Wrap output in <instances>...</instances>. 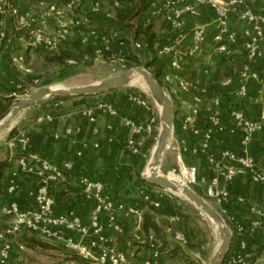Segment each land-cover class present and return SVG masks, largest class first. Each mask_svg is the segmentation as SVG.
<instances>
[{
	"label": "crops",
	"instance_id": "0c3cea01",
	"mask_svg": "<svg viewBox=\"0 0 264 264\" xmlns=\"http://www.w3.org/2000/svg\"><path fill=\"white\" fill-rule=\"evenodd\" d=\"M5 1L9 4L11 3L20 14H24L25 16L24 22L14 17V22L18 27L22 28V30L21 34L16 36L13 40L10 62L18 66H21L19 59L23 58L22 53L27 49L26 46H31V44L27 43L23 38L24 34L28 33L31 35V30L34 29L33 27L39 26L37 21H40L42 16L40 17L35 13L40 8H45L46 6L49 16L48 20L53 26V34L58 38L59 46H64L60 43V39L62 38H66V42H71L76 39L79 43H83L82 38L87 37L90 41L89 45L94 48L95 53H97L99 48H103L101 36L99 35L109 32H103V30L99 28V30H96L94 24H98V22L103 24L110 22V25H112V23L115 22L114 25H116V28H122V30L117 33L118 37L121 36L123 40L126 39L130 42L128 41L129 44L119 42L117 45H112L111 43L108 52L113 50L125 55L129 53L128 47H130L132 52L138 51L139 56L136 54L135 56H138V59L140 58L139 60H152L149 66L150 69H154L158 66L162 67L160 79L164 85L163 89L170 91L171 101L175 109L173 116V132L168 142L171 140L173 148L179 150L184 156L189 158V162L196 167L198 177L204 176L210 178L219 169L208 161L205 152L199 150L194 153L192 150L197 146L199 141V137L191 133L193 123L197 117L192 114V109L195 106L193 99L194 92L182 91L178 88L175 81L168 82L165 80V74H167L168 71L171 72V74L175 73V71L169 67L170 56L159 50L158 43L154 44V52L146 50L142 43V34L137 31L134 20L124 23L118 17V19L115 17L113 19L110 13H106L105 15L99 14L97 11L91 10L92 1L87 5L85 3L87 0H85L83 5L74 11L88 10V15L93 18L90 23L92 22L93 25L88 23L86 27L83 16L78 13L74 15L73 11L71 14L76 17L78 24L72 29L70 34L59 38L57 34L60 23L56 15L49 11L48 5L45 3L39 5L37 0ZM114 1L119 2V7L114 6ZM50 2L56 4V8L59 12V9L63 8L64 0H49V3ZM100 2L104 4V7L107 5H110L112 8L114 7L115 9H113L117 10L116 14L132 10L135 7L134 0H130L128 9L123 7L119 0H100ZM3 4L4 3H0V5H2V9L0 8V30L4 33V13L5 9H8V6ZM103 10L106 11L105 8ZM64 14L65 17L70 16V14ZM141 14L140 16H142ZM209 18L210 16L206 9H202L200 15L195 18L187 17L182 30L183 40H180L176 47V52L181 58L183 66L188 56L199 57L205 53L197 66V75L193 78L197 80L199 88H203L204 90H206L208 72L215 68L224 69L231 61L232 53L237 52V49H233L231 54L227 56L212 52L210 47H205L200 53L190 54V31L196 25L207 24ZM120 21L123 24L122 26L118 25ZM151 23L152 29L156 35V40H171L168 38L171 37L169 35L172 34L174 38L177 34L175 31L167 28L164 23L158 27V29L155 28L153 19ZM146 24L144 18V23L139 28V31H141ZM237 24L241 25V23ZM84 28H93L96 30L99 37L94 38L93 35L90 34L91 31L85 33ZM164 32L168 33L167 38L164 37L166 36ZM1 39L2 37L0 36V42ZM135 42L141 43V46L135 47ZM14 47L17 49L14 50ZM28 49L32 50V47ZM13 59L16 60L14 61ZM206 59H210V66L200 73L202 63L204 62L203 60ZM10 62L8 63L7 58H3V53H0L1 84L7 79L6 71L8 67H10ZM244 62L245 57L243 63ZM263 63V53L256 63H251V67L257 69L260 72V76L262 69L261 65ZM6 65H8V67ZM238 70L239 68L235 70L233 76L222 79L218 84L221 90L217 94L221 95V104L218 110L220 117H222L218 130L212 134L209 140V153L214 155L216 161L220 163V166L232 164L230 160L222 157V152L224 150L238 153L241 148L240 143L243 133L236 125L231 111L233 109H242L247 111L250 117L259 119L264 109L263 101L254 102V98L257 97L259 90L264 89V81L262 83L252 80L249 81L248 96L245 98L238 96L236 94ZM228 78H230L231 81L226 85H222ZM261 78L262 80L264 79L262 76ZM204 95L205 93L202 95V101L199 104L200 109L204 107L210 112L211 102L210 104H205ZM5 97V93L1 92L0 89V106L3 104V98ZM139 99H144V96L129 95L123 90L116 89L99 95V97L95 99L99 101H95L93 105L98 102L109 103L116 110V114L108 115L106 113H100L93 123L88 122L80 113L84 108L92 106V104L74 109L81 101H64L62 103L63 106L68 107L66 109H60V111L57 112L55 111V121L53 125L46 127L36 125L33 119L22 125V128L29 132L30 139L27 147L21 153H23L26 158L34 154L40 155L57 167H61L66 161H71L72 168L66 173V177L70 176L74 181L77 175L83 174L91 179L100 181L105 188L106 195L110 199L124 206H134L140 209L142 211V221L143 215L145 213H150L161 230V239L152 231L145 234L141 229L142 221L139 225L134 215H125L123 211H118L116 213V224L122 228V232L116 233L109 229L106 219L104 215H102L101 225L108 236L107 246L109 248L123 251L129 256V259L135 260L134 262L138 260L141 262L143 259L151 258L153 250H157L159 252L157 264H203L206 255L201 249L202 246L198 244L194 231V226L197 225V221H192L191 213L188 209L191 208L195 210L201 216V220H206L202 211L185 197L180 198L167 189L151 185L143 181V177L140 176L139 171L143 167L142 164L145 161L144 158L146 154L150 153L152 155L154 150L156 138L159 133L154 124L158 119L160 120V117H151L152 114L150 113L151 107L149 103L148 107H144L138 103ZM256 104L261 105V110L257 115H255V110L253 108ZM40 112H42V110ZM187 119H190L189 126L187 129H184L183 124ZM126 121L130 123L128 124ZM65 127H71L73 132L70 135H64L62 132ZM136 127H140V130L135 131L134 129ZM55 133L60 134V136L55 138ZM128 140H132L135 143L137 146L136 152H133L127 145ZM249 148L257 164L263 166L264 131L255 133ZM78 152H81L80 156H77ZM234 166L237 170V175L234 181L228 185L230 191L229 202L222 206L214 204L216 205V207L214 206L215 209L222 218L225 219L223 221L227 222V227L233 233L231 246L220 264H260L264 259V248L259 252V247L264 244V218L259 217L254 209L259 208L264 211V183L253 181L249 173L238 164H234ZM13 171L18 172V163L16 159L12 160V167L5 171V175L0 182V204H8L13 200L21 209L34 210L35 203L33 194L38 185L42 183L43 179L36 174L29 175L21 171H19L17 175H14ZM9 181H13L16 184L13 194H8L6 191ZM59 182L47 183L50 193L55 199V211H72L81 218L82 224L88 227L89 215L93 207L92 200L79 196L77 192L67 195L63 185H59ZM224 185L225 183L222 181L221 186ZM194 189H196L194 191L197 193L204 192L200 184H195ZM145 196L149 197V201L145 200ZM150 201H161V212L157 211L159 208H152ZM256 219L260 221V224L250 230L251 221ZM160 221L161 224L159 223ZM4 222L6 224V221ZM177 233H181L184 236V242H179L175 239ZM135 234H140L146 241V248L140 245L142 243L133 239ZM42 239L53 247L67 250L62 242L45 238ZM132 242L137 243L132 244ZM135 244H137V246H135ZM213 253L208 258L209 261ZM137 256H139V259L135 258ZM80 261L84 264H89L81 259Z\"/></svg>",
	"mask_w": 264,
	"mask_h": 264
},
{
	"label": "built area",
	"instance_id": "2783aa9c",
	"mask_svg": "<svg viewBox=\"0 0 264 264\" xmlns=\"http://www.w3.org/2000/svg\"><path fill=\"white\" fill-rule=\"evenodd\" d=\"M5 0L0 3L8 6L11 14L24 22V14H20L13 5ZM85 0H66L63 3L64 12L70 14L65 17L64 13L59 12L56 4H48L49 11L54 13L60 23L58 36L65 37L70 34L72 29L78 24V21L71 13L83 5ZM39 5L45 3V0H37ZM114 6L119 7V2L114 1ZM100 7L99 0H92L91 10L97 11ZM2 9V5H0ZM202 9H206L210 16L207 24L196 25L189 34L190 54L200 53L203 48L210 47L212 52H217L229 56L233 49L239 47L245 54V62L239 68L237 73L238 86L236 94L243 98L248 96L249 81L262 83L263 80L260 72L251 67V63H256L262 53L264 55V8H258L254 5L253 0H154L150 5L146 16L145 23L152 19L161 18L162 22L170 30L177 34L171 40H166L159 45V50L170 56L169 67L175 71L174 74L167 72L165 80L176 82V85L182 91H193L195 106L192 109L193 116H196L200 110L199 104L202 101V95L205 90L199 88L197 80L184 79L180 77L182 70V60L176 52V47L180 40H183V26L185 19L195 18L200 15ZM42 25L45 22L44 16L39 21ZM241 23L242 29L237 31L235 24ZM40 24V25H41ZM36 26L31 30L33 36L30 43L33 47L43 46L54 50L59 45L58 38L49 37L43 34L41 26ZM3 31L0 30V36L3 37ZM94 38L101 36L103 48L107 52L111 44V39H117L118 34L112 31L109 35H97L96 30L90 32ZM82 42L89 44L87 37L82 38ZM135 47H140L141 43L135 42ZM14 61L16 59H13ZM21 60V58L19 59ZM231 81L230 78L225 80L222 85ZM264 89L259 90L254 102L264 100ZM139 104L148 107L146 99H139ZM221 104V95H216L211 100V111L208 115L207 127L203 130L192 128L194 136L199 137L198 144L193 148V152H205L207 159L219 169L210 178L198 177L195 166L185 168L187 177L183 179V184H200L203 187L204 195L214 201L217 205H224L229 202L230 191L228 185L232 183L237 175L234 164H238L247 171L253 181L264 183V165L259 166L255 157L250 153V144L253 136L259 131H264V109L259 119H254L245 114L242 109H233L231 115L236 125L242 130L243 137L241 140L240 152L236 153L230 150H224L222 157L231 161L232 164L220 166L211 153H209V140L212 134L218 130L221 124V117L218 108ZM81 115L90 123H93L100 113L115 115L116 110L106 102H98L92 106L84 108ZM55 115L51 111L39 112L34 117V123L41 126H51L54 124ZM190 119L184 121L183 128L187 129ZM126 123H130L126 121ZM139 131L140 127H136ZM73 132L71 127L63 129L64 135H70ZM60 134L55 133L54 137L58 138ZM30 136L25 129H20L13 135H10L4 142L6 149L9 150L10 156L23 152L27 147ZM127 145L133 152L137 151V146L132 140H128ZM81 152L77 153L80 156ZM29 158V159H28ZM26 158L21 156L17 158L18 172L25 174H36L42 178V183L38 185L33 194L35 203L34 210L21 209L15 201L8 204H0V220L6 221V224L0 228V264H8L11 261L12 252L26 249L23 243L24 234H34L48 240L62 242L63 245L73 252L79 259L89 264H128L129 256L123 251L111 249L107 246L108 236L101 225V216L104 215L109 229L116 233H121L122 228L116 224V213L123 211L125 215H134L137 223L142 221V211L134 206H124L110 199L106 193L103 184L91 179L90 177L80 174L74 178L77 186V194L89 198L93 202V207L89 215V226L82 224L81 218L72 211H55V199L51 195L47 183L59 182L66 178V173L72 168V162L66 161L61 167L50 163L40 155H30ZM13 171L14 175L18 174ZM224 181L225 185L221 186ZM16 184L9 181L6 191L13 194ZM170 191V190H169ZM149 201V197L145 196ZM152 208L160 206L159 201H150ZM255 213L264 218V211L259 208L254 209ZM260 224L259 220H252L250 230ZM133 239L140 243H146L140 234H135ZM175 239L184 242V236L181 233L175 235ZM159 252L153 250L151 258L141 260L139 264H157Z\"/></svg>",
	"mask_w": 264,
	"mask_h": 264
},
{
	"label": "rangeland",
	"instance_id": "374dc122",
	"mask_svg": "<svg viewBox=\"0 0 264 264\" xmlns=\"http://www.w3.org/2000/svg\"><path fill=\"white\" fill-rule=\"evenodd\" d=\"M90 1L92 0H87L85 3L89 5ZM119 1H121V5L123 7H125L126 9L129 8L128 6H129L130 0H119ZM253 3L258 8L264 7V0H253ZM45 4L48 5L49 0H45ZM101 5L99 9L97 10V13L102 14V15H105L106 13H110L113 16V19L114 17L117 18L116 16L117 10H114L115 9L114 7H113L114 9L110 5H107L104 7L103 3ZM104 8L106 11L103 10ZM59 10L60 12L65 13L63 8ZM87 11L88 10H82V11L77 10L73 12L74 15L78 13L83 16V19L86 22V27L88 23L90 25H93L92 22H91L92 24L90 23V21L93 20V18L88 15ZM35 14H37L40 17L44 16L45 18V22L43 23V25L39 21H37L39 25L41 24L40 26L43 29V34L49 37H56L53 34V30H54L53 26L52 24H50L48 20L49 16H48V10L46 9V6L45 8H40ZM153 22L155 24L156 29H158V27H160L163 24L161 18H155L153 19ZM114 23L115 22H113L112 25H110V22L105 23V24L98 22V24H94V27L96 28V30L100 29V30H103V32L104 31L109 32L107 33V35H109L111 33L110 31L112 30H114L116 33L122 30V28L120 27L116 28L115 27L116 25H114ZM118 25L122 26L123 24L120 21ZM234 26L237 29V31L238 30L240 31L242 29V25L240 24H235ZM84 29H85L84 30L85 33H88L93 28H84ZM164 35H166L164 37L166 38L168 37V33L164 32ZM169 36H171V37H168L169 39L173 38L172 34ZM23 38L27 41V43H31L33 36L26 33L24 34ZM60 40H61L60 43L62 45L71 44V42H66V38H62ZM128 41L129 40H126V39L123 40L121 36L117 37V39H111L112 45H117L119 42H124L125 44H129L130 41L129 42ZM88 45L89 44L84 43V42L81 43L82 47H86ZM97 46H98V43H97ZM29 47H32V50H29L28 49ZM26 48H27L26 50L28 51V54H26L25 56L24 53H22L23 58L19 60L21 62V66H18L17 64L15 65L14 62H13L14 64H11L10 62V67H8L6 71L7 79L5 80V82H3V84L0 83L1 92L5 93L6 95V97L3 98V103H5V99L8 98L11 104L9 111L19 101L27 98L31 93L41 88H49V87L51 88L52 86H55V85H62L65 87L86 85V84L102 81L107 78L119 75L122 72L126 71L127 69L134 68V67H141L147 70L151 74L150 68L145 67L144 65V62H147V60L145 61L139 60L140 58L138 59V56H139L138 51L132 52L130 47H128L129 53L125 55H122L121 53L117 51H113V50H111L110 52L108 51L105 52L104 50H100L99 48L97 53H95L94 57H85L81 61L70 60L64 65L63 67L64 69L61 67H58L56 64L49 62L47 60V57H51L50 56L51 54L49 53L50 49H48L47 47L38 46L39 49L37 50L36 47L27 45ZM15 49L17 48L14 47V50ZM235 49H238L237 51H239V49L240 51H242L241 48L239 47ZM135 54L138 56L136 57ZM136 59L139 60L138 63L140 65H135L137 61ZM203 61L204 62L202 63L200 73H202L203 70L207 69V67L210 66V59H206ZM114 89L123 90L125 91V93L129 95L130 94L140 95V96L143 95L144 99L148 101L151 107V112H150L152 114L151 117H160L159 107L157 103L155 102V100L153 99L148 88L145 86L144 83L141 84L135 81L134 76H132V78L129 79V82L127 84L114 88ZM164 90L167 96L171 99L170 91H167V89H164ZM101 94H93V95H87V96H68V97L54 95V96L49 97L45 101L39 102L37 104H34L26 108L17 117H15L11 127L6 128L4 131L1 132L0 158H3L6 154L5 153L6 147L4 145V142L8 139V137L10 136V133L12 131L17 132L18 130L23 129L22 125L28 123L27 121L30 122L31 119H33L34 121V117L41 110L51 111L55 113V111L56 112L60 111V109H66L68 106H63L62 103L64 101H71V100L81 101V103L77 104V106L74 108V109H79V108H82L84 105H87V104L93 105L95 101H99L95 99H97L99 95ZM154 125L156 127L157 132H159L160 126H161L160 120L158 119ZM151 158H152V155L150 153H147L144 158L145 161L142 164L143 167L139 171L141 177L144 176V170L147 167ZM190 166H193V164L189 162V158L187 156H184L183 153L180 152L179 150L173 148L171 144V140H169L168 147L165 149L163 156H162L161 164L159 167L160 173L164 175L173 173L176 176L177 180L179 179L178 176H180V179L183 180L184 178L182 176V172L184 170V167L187 168ZM186 185L191 187L193 190H196L194 189L195 184L188 183ZM171 193H174V192L171 191ZM198 194L204 197L205 200H207L213 207L214 206L216 207V205H214L216 203H214L212 199L206 197L204 195V192H201ZM178 196L180 198H184L183 195H178ZM158 208L159 209L157 211L161 212V206H159ZM188 210H190L192 221L193 222H195L194 220L197 221L196 222L197 225L194 226V231H195V234L198 240V244L202 246L201 249L206 255V258L204 259L203 264H208L209 263L208 258L211 256L213 251L217 248L218 244L220 243L219 234L217 230L215 229L214 224L203 212H202L203 216L205 217L206 220H201L200 218L201 216L195 210L191 208ZM223 220L225 219L223 218ZM3 223L5 224L3 220H0V228L4 226ZM159 223L161 224V221ZM224 223L226 226H228L226 221H224ZM30 236L31 234H24L23 240H25V238H29ZM134 243H137V242H132V244ZM140 245H143L146 248V243H142ZM135 246H137V244H135ZM68 251H69L68 249L63 250V249L56 248V247L47 248L44 250L43 249L35 250V249H30V248H26L24 250L15 249L12 252L11 261L8 264H84L83 262L80 261V259L77 258V256L73 257L72 255H69ZM135 258L139 259V256ZM129 261H130L129 264H139L140 263L139 260L137 262H134L135 260L129 259ZM260 264H264V259L260 262Z\"/></svg>",
	"mask_w": 264,
	"mask_h": 264
},
{
	"label": "trees",
	"instance_id": "16d2710c",
	"mask_svg": "<svg viewBox=\"0 0 264 264\" xmlns=\"http://www.w3.org/2000/svg\"><path fill=\"white\" fill-rule=\"evenodd\" d=\"M135 1V7L132 10H127L123 13L117 14V17L124 23L126 21L134 20L135 24L137 26V31L142 34V43L145 46V49L149 52H154V44L158 43V46L161 45L165 40H156V35L154 30L152 29V23L151 21L144 25L143 29L139 31V28L144 23V18L146 16V13L152 4L154 0H134ZM264 8V7H263ZM143 13V14H141ZM140 14L142 16H140ZM3 29H4V36L1 39L0 42V53H3V58H7L8 63L10 62V52H11V46H13V40L16 36H19L21 34L22 28L18 27L16 23L14 22V16L11 14V12L8 9H5L4 13V21H3ZM37 50L39 48H36ZM41 49V48H40ZM238 50V49H237ZM242 50V49H241ZM49 53L51 54V57H47V60L49 62H52L56 64L58 67L63 68L64 65L70 61H81L85 57H94L95 51L94 48L91 45H88L86 47H82L81 43H79L76 39L71 41V44L64 45V46H57L54 50H49ZM28 54V51H24V55L26 56ZM205 53H203L202 56L194 57V56H188L187 61L184 64L181 72L180 77L190 80L193 79L197 75V66L199 62L201 61L202 57ZM245 54L243 51H237L235 53H232V59L231 61L224 67V69L215 68L208 72L207 74V85L204 95V101L205 104H210L211 100L221 91L218 87L219 82L222 79H225L227 77L233 76L236 69L240 68L243 64ZM135 65H140L138 62L139 60L136 59ZM7 63V64H8ZM151 61L144 62L145 67H149ZM8 67V65H6ZM150 68V67H149ZM261 76L264 78V63L261 65ZM162 67L158 66L154 69H150V72L153 76V78L163 87V82L160 79L162 73H161ZM264 103V100H263ZM10 102L9 99H5V103H3L0 106V119L3 118L7 112L10 109ZM255 115L259 113L261 110V105L256 104L253 106ZM246 115L249 116L247 111H244ZM208 115L209 111L206 110L204 107H201L198 114L196 115L195 122L193 123V129L197 130H203L207 127L208 123ZM222 117V116H221ZM46 127V126H45ZM15 132L12 131L10 135H13ZM192 133V129H191ZM193 134V133H192ZM198 140V139H197ZM5 156L3 158H0V182L5 175V171L7 169H10L12 167V160L17 159L21 156H24L23 153L19 152L16 154H13L10 156L9 150L5 149ZM143 181H145L143 179ZM150 184V183H149ZM59 185H63L65 189V193L67 195L69 194H75L77 192V186L75 184V181L72 180L70 176L66 177L65 179L61 180L59 182ZM152 185V184H151ZM161 206V201H160ZM141 229L143 233L147 234L149 231L154 232L158 238L161 239V230L156 224V222L153 220V216L150 213H145L143 215V221L141 225ZM23 243L26 248L30 249H37V250H44L47 248H53L48 242L43 240L42 238L32 235L29 238H25L23 240ZM264 248V244L259 247V252ZM69 255H72L75 257L76 255L68 251ZM9 263V262H8ZM224 264V263H223Z\"/></svg>",
	"mask_w": 264,
	"mask_h": 264
},
{
	"label": "water",
	"instance_id": "95a60500",
	"mask_svg": "<svg viewBox=\"0 0 264 264\" xmlns=\"http://www.w3.org/2000/svg\"><path fill=\"white\" fill-rule=\"evenodd\" d=\"M141 76L145 86L148 88L155 102L159 105L160 130L152 152V167L148 175L143 179L157 187L170 191H182L183 196L194 203L216 226L219 234L220 243L210 258L209 264H220L227 254L232 240L233 233L225 225L219 212L204 197L195 192L191 187L183 183H177L161 174L159 167L165 149L168 147V139L173 132V116L175 113L174 105L171 99L165 93L163 87L153 78V76L141 67L129 68L119 75L107 78L102 81L93 82L86 85L60 88H41L31 93L27 98L19 101L8 114L0 120V132L11 127L15 117H17L26 108L45 101L51 96H87L101 94L114 88L123 86L129 82L131 76Z\"/></svg>",
	"mask_w": 264,
	"mask_h": 264
},
{
	"label": "bare ground",
	"instance_id": "6f19581e",
	"mask_svg": "<svg viewBox=\"0 0 264 264\" xmlns=\"http://www.w3.org/2000/svg\"><path fill=\"white\" fill-rule=\"evenodd\" d=\"M134 76V80L135 81H137V82H139V83H141V84H143L144 83V80H143V78L141 77V76H136V75H133ZM131 78H132V76H131ZM144 86V85H143ZM60 87H65V86H62V85H55V86H52L51 88H60ZM158 105V104H157ZM159 106V105H158ZM4 131V130H3ZM2 132V131H1ZM1 132H0V136H1ZM151 167H152V158H151V160L149 161V163H148V165H147V167H146V170H145V172H144V176L145 175H148L149 174V172H150V169H151ZM167 176V178L168 179H170V180H173V181H175V182H177V183H183V180H181L180 179V176H178L179 177V179L177 180V178H176V176L173 174V173H169L168 175H166ZM182 176H183V178H186L187 177V171L186 170H183V172H182ZM174 193H176V194H178V195H183V192L182 191H177V190H174L173 191ZM212 222V221H211ZM214 227H215V229H216V226L214 225Z\"/></svg>",
	"mask_w": 264,
	"mask_h": 264
}]
</instances>
